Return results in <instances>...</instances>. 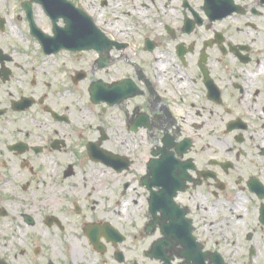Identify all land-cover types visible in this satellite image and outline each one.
<instances>
[{
  "label": "flooded vegetation",
  "instance_id": "1",
  "mask_svg": "<svg viewBox=\"0 0 264 264\" xmlns=\"http://www.w3.org/2000/svg\"><path fill=\"white\" fill-rule=\"evenodd\" d=\"M221 259L264 264V0H0V264Z\"/></svg>",
  "mask_w": 264,
  "mask_h": 264
},
{
  "label": "water",
  "instance_id": "2",
  "mask_svg": "<svg viewBox=\"0 0 264 264\" xmlns=\"http://www.w3.org/2000/svg\"><path fill=\"white\" fill-rule=\"evenodd\" d=\"M37 1L40 2V3L43 2V0H37ZM68 12L71 13L70 10H69ZM98 93H99V90H98L97 88H95V89L92 90V94H94V95H98ZM157 256H159V257H163V253H159V255H157ZM219 264H223L222 260H220V263H219Z\"/></svg>",
  "mask_w": 264,
  "mask_h": 264
}]
</instances>
